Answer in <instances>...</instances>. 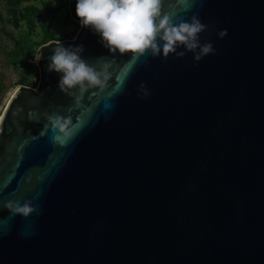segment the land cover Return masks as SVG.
Masks as SVG:
<instances>
[{
	"label": "water",
	"instance_id": "1",
	"mask_svg": "<svg viewBox=\"0 0 264 264\" xmlns=\"http://www.w3.org/2000/svg\"><path fill=\"white\" fill-rule=\"evenodd\" d=\"M162 12L198 16L215 54L132 63L81 28L41 49L37 89L7 99L0 264H264V0H162ZM58 43L82 45L105 86L61 93ZM50 115L69 121L64 143ZM10 200L37 211L12 215Z\"/></svg>",
	"mask_w": 264,
	"mask_h": 264
},
{
	"label": "clouds",
	"instance_id": "2",
	"mask_svg": "<svg viewBox=\"0 0 264 264\" xmlns=\"http://www.w3.org/2000/svg\"><path fill=\"white\" fill-rule=\"evenodd\" d=\"M75 15L81 28L90 29L99 35L100 43L110 54L131 57L130 62L149 55L167 59L170 55L182 58L192 53L195 62L214 55L211 43H200V34L208 30L198 16L190 21H176L162 12V0H76ZM227 29L218 33L222 39ZM183 48V51L177 49ZM83 46L65 48L55 45L48 65L49 72L60 74L58 90L70 95L73 90L97 89L105 86L107 77L100 67L91 66L81 58ZM41 58L39 56L38 60ZM143 98L149 96L141 84ZM45 129L55 133L53 139L64 143L69 121L60 115L47 117ZM5 207L12 215L27 217L37 211L30 200L22 204L8 201Z\"/></svg>",
	"mask_w": 264,
	"mask_h": 264
},
{
	"label": "rangeland",
	"instance_id": "3",
	"mask_svg": "<svg viewBox=\"0 0 264 264\" xmlns=\"http://www.w3.org/2000/svg\"><path fill=\"white\" fill-rule=\"evenodd\" d=\"M70 0H0V118L9 96L40 82L38 54L80 31Z\"/></svg>",
	"mask_w": 264,
	"mask_h": 264
},
{
	"label": "trees",
	"instance_id": "4",
	"mask_svg": "<svg viewBox=\"0 0 264 264\" xmlns=\"http://www.w3.org/2000/svg\"><path fill=\"white\" fill-rule=\"evenodd\" d=\"M70 14H71V16L73 17V18H75L76 19V17H75V14H74V12H73V8H72V4H71V2H70ZM43 48V47H42Z\"/></svg>",
	"mask_w": 264,
	"mask_h": 264
},
{
	"label": "built area",
	"instance_id": "5",
	"mask_svg": "<svg viewBox=\"0 0 264 264\" xmlns=\"http://www.w3.org/2000/svg\"><path fill=\"white\" fill-rule=\"evenodd\" d=\"M37 87H35V88H32V89H28V90H35Z\"/></svg>",
	"mask_w": 264,
	"mask_h": 264
},
{
	"label": "flooded vegetation",
	"instance_id": "6",
	"mask_svg": "<svg viewBox=\"0 0 264 264\" xmlns=\"http://www.w3.org/2000/svg\"><path fill=\"white\" fill-rule=\"evenodd\" d=\"M38 87H39V85L37 86V88H38ZM37 88H36V89H37Z\"/></svg>",
	"mask_w": 264,
	"mask_h": 264
}]
</instances>
